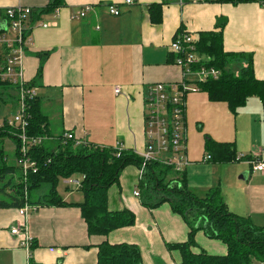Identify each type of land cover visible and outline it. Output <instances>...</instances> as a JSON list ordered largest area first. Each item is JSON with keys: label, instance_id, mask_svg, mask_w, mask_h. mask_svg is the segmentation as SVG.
<instances>
[{"label": "crops", "instance_id": "crops-1", "mask_svg": "<svg viewBox=\"0 0 264 264\" xmlns=\"http://www.w3.org/2000/svg\"><path fill=\"white\" fill-rule=\"evenodd\" d=\"M52 1L0 0V10L17 4L43 9ZM62 1L56 20L49 12L43 16L51 26L33 28V44L23 61L24 77L34 83L41 111L47 117L48 133L43 144L49 151H55L60 145L59 136L70 131L82 141L121 147L138 155L144 147L145 87L180 78L179 69L171 64L173 55L169 48L180 28L195 38L200 31L212 30L217 17H225L224 50L250 53L255 77L264 78V0H133L132 4H125L124 0ZM110 3L117 5L118 15L108 12ZM151 3H162L160 23L150 21ZM86 5L90 9L85 15L74 17ZM41 55L45 56L38 77ZM115 87H119V93L114 92ZM249 99L254 101L240 110L245 112L244 119L240 120L239 112L234 115L237 134L233 143L236 153L252 158L264 153V112L258 97ZM185 122L187 127L186 117ZM238 136L245 141L238 144ZM189 161L184 172L190 189L203 197L209 188L218 185L231 212L249 217L256 226H264V172L230 162ZM137 176L136 165L126 166L118 182L109 187L107 199L108 210L129 209L135 215V223L114 229L104 237L88 234L75 205H43L29 213L26 225L34 238L30 262L94 264L97 244L107 240L136 244L143 264H177L179 252L168 249L166 244L185 241L189 225L172 211L168 202L150 208L142 204L140 191L139 197L133 195V188L131 193L122 195L121 186L125 183L138 187ZM68 196L61 197L66 202L82 200H68ZM21 222L17 208H0L1 249H19L10 228ZM195 241L208 253L211 251L206 242H216L208 241L199 230ZM225 252L223 244L217 253Z\"/></svg>", "mask_w": 264, "mask_h": 264}, {"label": "trees", "instance_id": "trees-1", "mask_svg": "<svg viewBox=\"0 0 264 264\" xmlns=\"http://www.w3.org/2000/svg\"><path fill=\"white\" fill-rule=\"evenodd\" d=\"M205 1L237 3L246 0ZM62 2L53 0L37 15L60 7ZM161 6L162 3H151L148 6L151 23H160ZM225 24V17H217L212 30L200 31L193 38L197 52L207 58L206 64L220 71L217 79L199 83L200 90L210 101L225 102L233 115L252 96L258 97L264 112V78L255 77L250 53L224 50ZM44 56H40L38 77L41 75ZM30 84L34 85L33 82ZM4 88L7 87L0 83V104L1 101L5 102L1 90ZM29 104L27 134L46 135L47 117L41 111L39 98L35 96ZM14 134V128L0 126V182L5 181L0 185L3 193L0 208H19L26 200L38 206L75 205L80 210L88 234L103 237L114 229L135 223V215L129 209L108 210L107 193L109 187L118 182L119 174L126 166L140 165L139 155L121 147L89 142L78 145L73 140H67L62 143L60 135V145L55 151L47 150L44 144L29 150V156L36 162L37 170L29 171L24 180L20 168L6 162L2 146L5 137L12 138L17 155L19 141ZM204 152L210 157L204 161L212 163L233 162L237 156L233 141H219L210 136L204 138ZM250 158V155L241 156V160L245 161ZM73 174L83 176L78 188L83 193L80 202H66L56 190L58 176L68 178ZM43 185H48L47 192L36 200L31 199L33 190H38ZM138 188L144 190L142 194L151 189L157 195L154 201L150 199L151 194L149 198H141L142 204L151 208L168 202L172 211L179 214L189 225L185 241L166 244L168 249L179 252L180 259L177 264H264V226H256L249 217L231 212L222 198L219 186L209 188L200 197L188 187L185 172L176 173L170 166L151 161L147 164L144 177L139 180ZM156 190L165 192L166 196H161ZM198 230H203L209 238L219 239L226 246L225 254H211L204 249L194 251L192 247L196 245L195 234ZM94 264H142L141 253L136 244L109 243L103 240L97 244Z\"/></svg>", "mask_w": 264, "mask_h": 264}, {"label": "built area", "instance_id": "built-area-1", "mask_svg": "<svg viewBox=\"0 0 264 264\" xmlns=\"http://www.w3.org/2000/svg\"><path fill=\"white\" fill-rule=\"evenodd\" d=\"M200 1V0H192ZM260 3L262 0H255ZM125 4H132L133 0H124ZM112 15L119 14L116 4L107 6ZM90 6L82 7L74 17H83ZM41 9L27 5L7 6L0 10V83H3L13 92L10 103L17 107L12 117L2 118L1 125L15 129V136L19 141L17 166L21 175L26 180L29 171L35 172L37 165L29 156V150L39 144H43L47 135L29 136L27 127L30 118V101L36 96L34 86L24 77L23 61L27 50L32 46V30L34 27L48 28L50 20L43 18L45 13L37 15ZM53 20L57 19L58 7L49 12ZM37 15V16H36ZM170 51L173 55L171 64L180 71V78L169 82H155L147 85L143 91V130L144 147L138 153L141 158L138 166V183L144 177L147 164L158 161L170 166L176 173H182L190 164L186 152V98L189 93L200 91L199 83L209 79H217L220 71L206 64L195 46L192 36L182 30L177 31L170 43ZM115 93H119V87H115ZM5 101V100H4ZM2 102V101H1ZM6 102V101H5ZM64 141L73 140L75 144L85 141L74 137L73 133L66 132ZM242 154L234 158V162L242 161ZM206 155V159H209ZM252 171L264 172V153H256L248 160ZM82 175L79 179L64 178V183L73 188H79ZM133 195L140 196L135 189ZM26 196V191H25ZM38 205L24 202L17 208L22 222L10 228V233L17 237L18 246L26 253V264H30L33 236L28 230L26 219L29 213L35 212Z\"/></svg>", "mask_w": 264, "mask_h": 264}, {"label": "rangeland", "instance_id": "rangeland-1", "mask_svg": "<svg viewBox=\"0 0 264 264\" xmlns=\"http://www.w3.org/2000/svg\"><path fill=\"white\" fill-rule=\"evenodd\" d=\"M204 60L206 57H202ZM7 87V86H6ZM3 93V99L6 102H1L0 104V122L4 116L12 117L14 113L17 111V107L10 102L13 98V92L11 91V88H4L1 89ZM205 93L203 91H198L194 93H189L186 98V120H187V137H186V147L189 159L193 161V164L198 162H206L204 161V158L206 159V154L204 152V138L205 136H210L213 139H218L221 141H235V136L237 134V131L235 130V122H234V115L231 114L229 111L227 105L225 102L222 101H210L207 96H204ZM197 98V101L194 100ZM11 99V101H10ZM252 99H248L247 103H251ZM246 106V105H245ZM241 108L238 110L239 114H241L240 120L244 119V111H240ZM237 112V113H238ZM238 114V115H239ZM186 125V122H185ZM245 141V138H242L241 136H238V144H241ZM55 143V141H52ZM47 144V142H46ZM2 146L4 149V155L6 157V162L8 164H17L16 155L14 152V142L12 138L5 137L2 142ZM238 155L242 153H238ZM243 155V154H242ZM234 163L236 165H241L240 168H247L250 169V164L248 161L242 160V161H236V162H230ZM243 172L239 173L241 175ZM226 175V174H224ZM73 177H81V174H73L71 175ZM64 178L61 176L57 177V184H56V190L61 196H68V200H78L82 199L83 193L82 190H79L78 188H66L67 186L63 182ZM5 182V181H2ZM0 182V185L2 184ZM15 182V180H14ZM130 182L125 183L123 186H121L122 195L127 194L128 192H132L133 189H137L139 191L144 192L143 189L134 186V184L130 187ZM218 186V185H215ZM213 186V187H215ZM118 189V188H115ZM192 189V188H191ZM48 190V185H43L38 190L35 189L31 193V199L36 200L38 197L43 196ZM193 190V189H192ZM119 191V189H118ZM158 193H160L161 196H166V193L160 190H156ZM193 192L197 194L194 190ZM151 194V197H150ZM142 198L150 197L152 201H154L157 196L156 194L151 192V189L145 190V193L142 194ZM108 197V193H107ZM201 197V196H200ZM0 198H3V193L0 191ZM202 234H204L208 241H216V242H206L207 247L213 254H218L221 250V247L223 246V243L219 239L215 238H209L206 233L203 230H199ZM218 241V242H217ZM201 246H203L201 244ZM200 245L196 243L195 246L192 247L194 251H200L203 249ZM19 247V246H18ZM33 249L31 248V253ZM208 252V251H207ZM210 252V253H211ZM25 250L21 247H19L18 250H14L11 248L8 249H1L0 248V264H26V255ZM224 254V253H223ZM143 264V262H142Z\"/></svg>", "mask_w": 264, "mask_h": 264}, {"label": "water", "instance_id": "water-1", "mask_svg": "<svg viewBox=\"0 0 264 264\" xmlns=\"http://www.w3.org/2000/svg\"><path fill=\"white\" fill-rule=\"evenodd\" d=\"M241 178H243V179H244V178H245V176H241Z\"/></svg>", "mask_w": 264, "mask_h": 264}]
</instances>
